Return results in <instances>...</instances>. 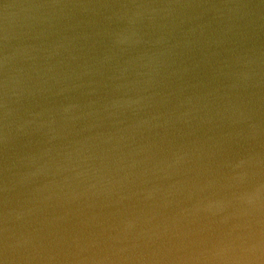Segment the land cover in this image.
Returning a JSON list of instances; mask_svg holds the SVG:
<instances>
[{
  "label": "water",
  "instance_id": "water-1",
  "mask_svg": "<svg viewBox=\"0 0 264 264\" xmlns=\"http://www.w3.org/2000/svg\"><path fill=\"white\" fill-rule=\"evenodd\" d=\"M0 264H264V0H0Z\"/></svg>",
  "mask_w": 264,
  "mask_h": 264
}]
</instances>
